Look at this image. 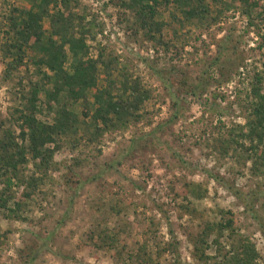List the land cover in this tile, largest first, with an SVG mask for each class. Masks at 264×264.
Listing matches in <instances>:
<instances>
[{"label":"rangeland","instance_id":"obj_1","mask_svg":"<svg viewBox=\"0 0 264 264\" xmlns=\"http://www.w3.org/2000/svg\"><path fill=\"white\" fill-rule=\"evenodd\" d=\"M79 1L81 9L74 11L86 14L85 23L93 24L88 35L93 56L105 49L107 57L117 60L114 65L138 78L152 98L138 123L111 129L92 141L80 126L75 147V137L64 138L55 155L59 171L50 172L46 185L31 198L26 186L14 180L9 206L16 213L4 210L0 198V264H136L134 257L144 246L156 264H204L193 256L189 239L199 232L202 221L180 208L187 204L185 182L207 189L200 200L188 195L206 220H214L220 210L233 213L239 235L251 240L259 263L264 264V172L255 176L242 151L227 143L249 117L238 101L250 96L254 74L264 71L257 28L248 25L240 8L212 21L216 6L207 1L211 19L178 28L176 37L172 11L167 9L155 18L167 24L164 36L172 47L166 54L164 47L147 41L143 34L128 33L132 30L125 19L134 20L117 0ZM30 4L31 0H0V33L12 7ZM48 24L44 22L45 29ZM220 45L227 49L222 56ZM3 58L0 50V141L6 130L19 134L17 111L24 110L26 103L20 98L17 77H31L33 69L28 64L14 82H6L9 59ZM201 82L203 93L197 96L178 91ZM39 97L45 96L41 92ZM82 109L81 104L72 106L81 120ZM39 117L46 120V114ZM223 141L229 146H224L229 149L225 153L219 151ZM19 169L21 180L35 172L31 159ZM3 192L0 183V195ZM104 230L117 239L116 249L97 248L92 235ZM171 243L176 248L169 249ZM207 256L216 257L214 246Z\"/></svg>","mask_w":264,"mask_h":264},{"label":"trees","instance_id":"obj_2","mask_svg":"<svg viewBox=\"0 0 264 264\" xmlns=\"http://www.w3.org/2000/svg\"><path fill=\"white\" fill-rule=\"evenodd\" d=\"M207 1L216 6V15L212 18L216 22L230 9L240 8L248 25L258 30L257 50L263 52L264 56V4L261 0H117L119 8L128 11L129 16L133 17L132 23L128 17L125 19L128 29L132 30L128 33L132 36L143 34L147 41L164 47L166 54L170 52L172 41L164 36L167 24L155 20L159 12L171 9V26L176 36L178 28L210 18L211 8ZM74 9H81L79 0H31L29 7H12L5 17L7 25L4 26L3 33H0V36H4L0 42V50L3 57L9 59L6 62L4 80L14 82V77L21 68L28 64L33 68L31 77L30 74L26 79L16 76L17 86L21 90L20 98L26 103L24 110L17 111L19 134L16 135L12 129L6 130L0 141V183L3 184L4 191L0 198L2 208L8 213H16L9 206L12 198L9 194H12L16 184L14 180L26 186L28 197L31 198V195L46 185L45 179L50 172L59 171L55 155L61 150L64 138L75 137V147L78 144L80 126L85 128L89 133L88 139L92 141L111 129L127 126L132 122L138 123L143 118L141 112L145 103L152 98V93L146 90L138 78L130 75L126 68L120 69L114 65L118 64L115 62L117 60L107 57L105 49L93 56L92 47L88 43V37L92 38L88 35H91L93 24H86V14L81 15ZM45 21H48L49 29H45ZM87 25L89 26L86 27ZM224 40L223 43H226L227 39ZM226 51L225 46H219L220 56ZM152 71L163 77L158 69L152 67ZM221 71H224L223 67ZM34 78L37 80L33 81ZM26 80L28 85H24ZM188 86L179 88L178 91L182 90L192 96H197L198 92L203 93L199 91L203 82ZM250 90V96L238 101L249 112L246 124L240 128L237 136L232 132L233 137L227 143L233 142L242 151L252 164V173L258 176L264 172V71L254 74ZM92 91L93 94H90ZM41 92L45 96L44 100L39 97ZM174 97L176 96L173 95L172 99ZM77 104H81L83 108L82 120L72 110V106ZM45 114L46 120L40 119L39 116L44 117ZM222 143L219 151L225 153L229 149L224 146L228 145L224 141ZM29 159L34 163L35 172L27 180H21L19 168L27 166ZM183 194L187 204L182 205L181 210L191 218L202 221L199 232L189 238L194 247L193 256L199 262L261 264L255 245L249 238L239 235L240 228L232 212L220 210L214 220H206L188 201V195L197 200L205 198L207 189L185 182ZM4 196L8 200L3 201ZM15 205L20 208L19 203ZM1 239L0 235V246ZM92 239H95L98 249H116L117 239L108 234L107 230L93 233ZM226 243L228 246L224 247ZM211 246L215 247V258L207 256V250ZM168 247L171 250L176 248L173 243ZM169 249H164V252ZM134 259L136 264H156L145 246L138 250ZM214 259H220V262L212 263Z\"/></svg>","mask_w":264,"mask_h":264}]
</instances>
